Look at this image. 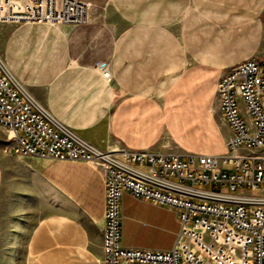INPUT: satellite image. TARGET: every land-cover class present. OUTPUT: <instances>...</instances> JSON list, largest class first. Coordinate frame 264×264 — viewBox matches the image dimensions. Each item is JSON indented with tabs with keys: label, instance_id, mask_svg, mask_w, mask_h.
<instances>
[{
	"label": "crops",
	"instance_id": "1",
	"mask_svg": "<svg viewBox=\"0 0 264 264\" xmlns=\"http://www.w3.org/2000/svg\"><path fill=\"white\" fill-rule=\"evenodd\" d=\"M79 1L85 24L0 22V57L29 95L101 150L225 152L219 79L264 57V0ZM6 135L0 126V264L18 243L22 264H104V172L6 153ZM120 216L122 246L174 247V209L126 191Z\"/></svg>",
	"mask_w": 264,
	"mask_h": 264
},
{
	"label": "built area",
	"instance_id": "2",
	"mask_svg": "<svg viewBox=\"0 0 264 264\" xmlns=\"http://www.w3.org/2000/svg\"><path fill=\"white\" fill-rule=\"evenodd\" d=\"M79 0H0V22L85 24ZM110 79L106 64L99 62ZM233 130L223 153L101 150L38 104L0 57V126L6 153L86 162L104 172V264H264V57H248L218 83ZM174 209L180 231L168 251L120 244L123 192Z\"/></svg>",
	"mask_w": 264,
	"mask_h": 264
},
{
	"label": "rangeland",
	"instance_id": "3",
	"mask_svg": "<svg viewBox=\"0 0 264 264\" xmlns=\"http://www.w3.org/2000/svg\"><path fill=\"white\" fill-rule=\"evenodd\" d=\"M188 140H192V143H195V140H199L198 136L195 137H188ZM24 258H23V249L22 245L19 247V243L17 245V249L15 250V256L13 260V264H22Z\"/></svg>",
	"mask_w": 264,
	"mask_h": 264
}]
</instances>
